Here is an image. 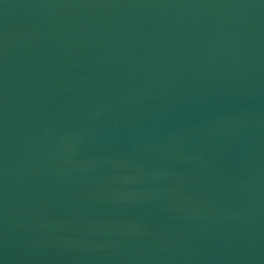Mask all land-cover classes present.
<instances>
[{"label":"water","instance_id":"water-1","mask_svg":"<svg viewBox=\"0 0 264 264\" xmlns=\"http://www.w3.org/2000/svg\"><path fill=\"white\" fill-rule=\"evenodd\" d=\"M0 264H264V0H0Z\"/></svg>","mask_w":264,"mask_h":264}]
</instances>
